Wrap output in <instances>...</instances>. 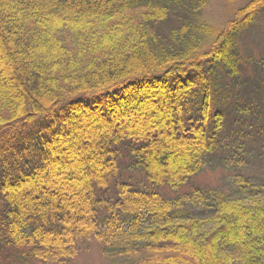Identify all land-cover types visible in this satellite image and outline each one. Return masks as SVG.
Returning a JSON list of instances; mask_svg holds the SVG:
<instances>
[{
    "label": "trees",
    "instance_id": "1",
    "mask_svg": "<svg viewBox=\"0 0 264 264\" xmlns=\"http://www.w3.org/2000/svg\"><path fill=\"white\" fill-rule=\"evenodd\" d=\"M208 3L0 0V264H70L87 241L122 264H264V197L194 210L121 176L176 188L227 128L233 150L264 136L263 74L243 91L237 47L264 0L223 29Z\"/></svg>",
    "mask_w": 264,
    "mask_h": 264
},
{
    "label": "rangeland",
    "instance_id": "2",
    "mask_svg": "<svg viewBox=\"0 0 264 264\" xmlns=\"http://www.w3.org/2000/svg\"><path fill=\"white\" fill-rule=\"evenodd\" d=\"M249 0H209L203 10L201 20L216 28H226L227 24L234 20L236 12L247 5ZM239 56L244 64L241 79L245 82L258 75L256 68H260L264 81V11L256 21L247 29L238 34ZM241 74V72H240ZM254 81V80H253ZM242 93V92H240ZM255 105V104H254ZM264 112V110H263ZM247 127H255L254 117L246 118ZM259 122L263 127L264 119ZM226 133L227 143L220 152L207 156L204 160L202 171L191 177L185 184L179 187L169 185H154L146 179V175L130 163L123 162L124 168L121 176L133 183L140 184L148 191H156L167 199L182 198L186 203L191 199L189 208L198 210L205 203L204 196L209 191L230 195L233 198L239 196L264 197V136L260 139L255 136L239 144L234 143L235 150L229 148V128ZM232 141V140H231ZM263 199V198H261ZM81 250L77 258L70 264H122L121 260H112L102 254V246L96 241L82 242ZM237 264L238 263L237 261Z\"/></svg>",
    "mask_w": 264,
    "mask_h": 264
}]
</instances>
